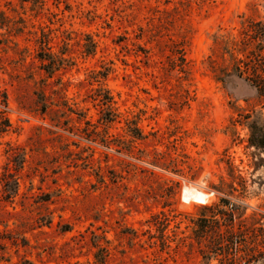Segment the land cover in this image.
I'll use <instances>...</instances> for the list:
<instances>
[{"label":"rangeland","instance_id":"rangeland-1","mask_svg":"<svg viewBox=\"0 0 264 264\" xmlns=\"http://www.w3.org/2000/svg\"><path fill=\"white\" fill-rule=\"evenodd\" d=\"M256 23L264 0H0V178L9 147L25 158L12 201L0 182V264H200L187 237L222 197L264 226L261 105L225 77Z\"/></svg>","mask_w":264,"mask_h":264},{"label":"trees","instance_id":"trees-1","mask_svg":"<svg viewBox=\"0 0 264 264\" xmlns=\"http://www.w3.org/2000/svg\"><path fill=\"white\" fill-rule=\"evenodd\" d=\"M234 47L242 58L238 59L230 55L233 64L230 73L225 77L227 79L234 77L242 81L254 91V99L260 103L261 111L259 113L252 111L251 114L244 116L243 123L248 130V147L264 155V25L261 23L248 25ZM40 59L47 62L43 69L49 76L57 71L59 64L63 62L52 56H41ZM44 98L42 96V99ZM110 103L111 98L106 96L105 104L109 107ZM45 107L46 105H43V109ZM62 125L58 121L55 122L54 127L61 128ZM9 129L7 96L4 91H0V139ZM7 153L9 157L0 182L4 198L12 201L18 193L16 174L21 170L25 158L24 154L10 147ZM260 162L263 163L264 160L260 158ZM229 187L233 192L232 186ZM213 190L221 193L219 189ZM242 198V196L222 197L217 203L202 208L199 216L192 222L191 234L187 237L189 240L187 247L189 251H196L200 264H264V226L261 218L246 215ZM162 216L160 221H156L158 219L156 215L152 216V220L160 233L158 237L160 246L165 249L170 247V238L164 235L169 220L165 215ZM179 241L182 245L186 244L185 238ZM101 252L102 250L99 251ZM97 259L98 263L103 264L101 258Z\"/></svg>","mask_w":264,"mask_h":264},{"label":"water","instance_id":"water-1","mask_svg":"<svg viewBox=\"0 0 264 264\" xmlns=\"http://www.w3.org/2000/svg\"><path fill=\"white\" fill-rule=\"evenodd\" d=\"M183 199H184V197H183Z\"/></svg>","mask_w":264,"mask_h":264}]
</instances>
